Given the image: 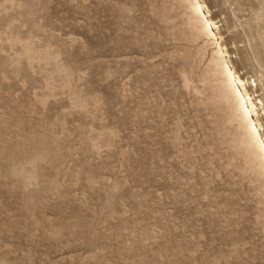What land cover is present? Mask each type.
I'll return each instance as SVG.
<instances>
[{
	"label": "rangeland",
	"instance_id": "rangeland-1",
	"mask_svg": "<svg viewBox=\"0 0 264 264\" xmlns=\"http://www.w3.org/2000/svg\"><path fill=\"white\" fill-rule=\"evenodd\" d=\"M202 1L264 99V0ZM213 50L189 0H0V264H264Z\"/></svg>",
	"mask_w": 264,
	"mask_h": 264
},
{
	"label": "bare ground",
	"instance_id": "bare-ground-1",
	"mask_svg": "<svg viewBox=\"0 0 264 264\" xmlns=\"http://www.w3.org/2000/svg\"><path fill=\"white\" fill-rule=\"evenodd\" d=\"M189 4L199 32L214 47L211 66L219 75L220 95L232 106L235 118L242 129L243 149L248 152L251 159L257 160L264 172V127L259 119L260 113L264 114V99L257 98L254 91L250 92L247 86L256 88L258 79L245 80L237 72L221 42L219 27L209 16L205 3L202 0H189Z\"/></svg>",
	"mask_w": 264,
	"mask_h": 264
}]
</instances>
